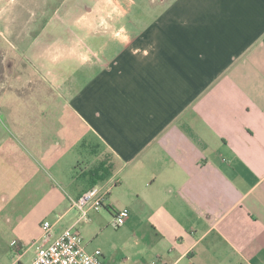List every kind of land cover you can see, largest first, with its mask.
Wrapping results in <instances>:
<instances>
[{"label": "crops", "instance_id": "crops-1", "mask_svg": "<svg viewBox=\"0 0 264 264\" xmlns=\"http://www.w3.org/2000/svg\"><path fill=\"white\" fill-rule=\"evenodd\" d=\"M141 1L137 12L96 7L95 23L82 15L84 40L64 20L73 43L98 45L91 53L46 51L37 23L26 27L36 60L59 61L36 70L57 94L37 120L9 118L39 128L19 133L46 174L40 202L0 230L9 264H28L46 216L55 237L93 185L105 206L129 209L126 239L104 248L103 264H264V0ZM102 162L111 167L97 179Z\"/></svg>", "mask_w": 264, "mask_h": 264}, {"label": "rangeland", "instance_id": "rangeland-1", "mask_svg": "<svg viewBox=\"0 0 264 264\" xmlns=\"http://www.w3.org/2000/svg\"><path fill=\"white\" fill-rule=\"evenodd\" d=\"M141 2V0H0L1 28L5 29L7 24L5 18L9 16L12 17L14 25L8 28L7 35H3L0 29V230L9 233L10 227L15 223L14 217H21L28 209L35 207L46 189V185L43 184L46 174L39 162L41 157L33 153L34 150L30 148L29 143L26 144L25 138L19 133L20 129L28 127L40 135L39 128L35 125L29 127L31 125L26 124L18 126L10 122L9 118L12 114V117L22 122L28 117L34 120L42 117L43 112L48 108V98L56 96L57 92L50 91L48 94L42 92L41 75L36 70L46 71L52 68L56 70L59 61L36 60L35 55L38 50L35 47L42 46L32 44L35 36L31 33L33 29L26 27L37 23L36 26L40 29L37 33L41 34L43 42L51 43L47 44V47L44 46L45 50L47 48L51 52L69 53V49L73 48L76 49L75 52L81 49L84 53H91L92 49H98V45L83 43L79 45L77 38L76 44L73 43L74 39L68 38L66 26L63 25L64 20L70 23L71 27L74 26L76 35L84 40L89 36V28L82 26L79 29L78 23H75L76 20L80 21L82 15L95 23L96 19L98 21L105 19L102 13H98V16L93 13L88 15V11L93 12L96 7L98 9L101 8L99 6L110 4L114 9L120 10L131 5L132 10L137 12ZM133 16L136 20V15ZM58 36H62L63 38L60 39L67 43L54 44ZM105 41H107L105 37L99 39V42ZM109 48L108 45L107 50ZM37 82L41 85L38 86ZM54 115L57 116L56 110ZM56 185L61 188L58 182ZM121 196V189H117L114 193L115 198L112 199L122 201ZM67 206L65 203L57 211L61 213ZM10 209L14 211L11 212ZM112 212V208L105 205L91 208L88 212L89 221L76 225L75 228L82 235L87 250L99 249L104 253V248L111 252L120 249L127 236L126 225L129 216L123 226L115 228L111 224ZM77 216L78 211L71 209L56 223L54 230L59 231L70 226ZM46 219L52 223L55 217L51 214L47 215ZM1 244L0 264H9L10 258L14 257L15 253L11 246L6 247L4 243ZM33 252L28 249L23 261H29Z\"/></svg>", "mask_w": 264, "mask_h": 264}, {"label": "built area", "instance_id": "built-area-1", "mask_svg": "<svg viewBox=\"0 0 264 264\" xmlns=\"http://www.w3.org/2000/svg\"><path fill=\"white\" fill-rule=\"evenodd\" d=\"M107 190L93 185L83 191L76 199L71 200L70 207L78 211L75 221L52 236V225L42 222L43 234L36 246L35 255L28 264H103L102 252L99 249L87 250L82 235L75 228L81 222L89 221L91 208L104 206ZM129 209L124 207L112 212L111 224L121 227L126 223ZM60 218V216H58ZM16 244V241H13Z\"/></svg>", "mask_w": 264, "mask_h": 264}, {"label": "trees", "instance_id": "trees-1", "mask_svg": "<svg viewBox=\"0 0 264 264\" xmlns=\"http://www.w3.org/2000/svg\"><path fill=\"white\" fill-rule=\"evenodd\" d=\"M110 164L105 165L104 162L100 163L97 167H95L93 170H91V175L95 176V178H102L105 176V173L107 174L110 169ZM108 207V206H106Z\"/></svg>", "mask_w": 264, "mask_h": 264}]
</instances>
